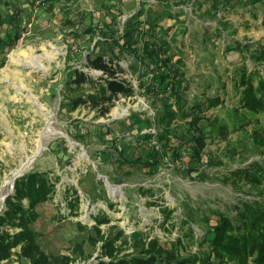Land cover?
I'll return each instance as SVG.
<instances>
[{
	"label": "rangeland",
	"instance_id": "rangeland-1",
	"mask_svg": "<svg viewBox=\"0 0 264 264\" xmlns=\"http://www.w3.org/2000/svg\"><path fill=\"white\" fill-rule=\"evenodd\" d=\"M260 1L262 5L255 0H213L210 8L209 0H169V11L164 0H0V15H15L13 23L6 19L0 25V215L7 193L13 194L15 178L34 171L52 189L33 209L37 241L49 258L98 264L110 260L102 252L108 240L118 258L135 255L155 239L175 247L180 257H198L196 264H242L222 260L207 249L217 219L213 211L233 215L240 198L258 199L247 183L234 185L230 173L251 161L264 166V146L259 142L264 137V111L243 104V82L250 83L256 98H264V85L257 88L259 79L264 81V0ZM110 17L115 38L129 21L138 29L158 21L153 30L158 36L161 27H168L163 35L167 52L159 50L156 57L160 67L172 76L180 74L183 81L180 104L169 93L170 106L183 108L170 121L175 135L191 119L203 127L198 169H187L186 155L176 156L171 144L177 147L178 139L172 137L164 145L154 136L140 137L143 132L156 134V112L164 101L160 92L144 86H154V81L133 53L136 45L112 62L121 68L116 76L132 85V95H118L105 115L89 103L71 105V97L98 87L68 85L74 68L102 83L104 75L86 66L85 55L102 40L99 30ZM14 25L20 28L18 37L11 34L10 42L3 44ZM108 50L105 42L99 43L97 51ZM143 59L149 64L148 56ZM143 68L146 72L140 74ZM170 84L169 79L163 87L169 89ZM144 118L151 125L138 127ZM104 135L106 143L101 140ZM39 142L42 149L36 153ZM151 147L158 160L151 172L140 162L117 168L116 155L131 159ZM104 151L109 153L106 159ZM22 204L27 207L26 199ZM0 228L11 234L18 230L10 223ZM0 264L27 263L12 254Z\"/></svg>",
	"mask_w": 264,
	"mask_h": 264
},
{
	"label": "trees",
	"instance_id": "trees-1",
	"mask_svg": "<svg viewBox=\"0 0 264 264\" xmlns=\"http://www.w3.org/2000/svg\"><path fill=\"white\" fill-rule=\"evenodd\" d=\"M32 1V0H28ZM161 2L163 0H160ZM172 2L179 4L185 0H171ZM221 1V0H216ZM260 3L261 1L258 0ZM255 0V3L258 2ZM210 8L213 6V0H209ZM165 7H172V3L169 4V0H164ZM262 5V3H261ZM2 6V2H0ZM215 6V4H214ZM264 8V7H263ZM214 11V9H213ZM140 9L138 14H140ZM109 14V13H108ZM24 16L26 14H23ZM134 15V14H133ZM135 14L134 16H136ZM15 15L9 14L5 18L4 15H0V25L5 20H11ZM114 17H110L106 24H103L100 29L101 41H96L92 49H88L85 55L86 66L94 69H98L104 76H101L102 83L97 84L98 81H94L91 77H88L83 71L78 69L72 70L67 77L68 85H74L75 87L82 86L88 83L91 85H98L95 91H92L86 95H78L77 97H71V105L76 107L80 104L89 103L92 108L98 111L99 115H105L113 105V99L118 95L128 97L134 93V89L126 79L118 78L116 76L121 68L116 63L113 67L112 62L119 60L127 52H131L132 46L134 47L133 53L140 58L142 65L147 66L148 69L141 70L140 74L147 71L151 74L154 86L149 85V82L145 87L147 90L153 91L156 89L160 92L164 105H160L157 108L156 114L157 122L155 123L156 134L151 132L140 133V137L144 140H152L153 136L156 140L164 145L170 143V138L174 137L179 140L176 146L171 144V147L176 152V156L186 155L187 159L183 161L187 165V169L190 171L198 169V159L196 156L199 154V150L203 145V127L196 124V119H191L185 127H181L180 131H177L175 135V129L171 127V119L176 115L177 109L181 111L183 108L173 105L170 102V94L176 95L178 104H180L179 93L182 90L183 81L177 77L180 74L171 75L170 70H165L166 67L158 65L157 52H167V38L163 36L167 33V28H162L161 34L158 36L153 33V30L159 26L158 21L152 23L146 22L144 29H138L134 27V23L129 21L124 33L115 38V31L112 28V22ZM98 27V25L96 24ZM92 26L91 32L97 28ZM13 33H8L7 41L10 42V36L17 38L20 28L17 25L13 27ZM165 32V33H164ZM148 38V40L146 39ZM105 42L108 47V53L97 51L99 43ZM143 47V49H140ZM150 58L149 64H145L144 59ZM162 68V69H160ZM159 69L158 74L154 73ZM146 70V71H145ZM147 77V76H146ZM171 81V86L163 87L165 83ZM241 81L243 79L240 77ZM261 88L264 85V81L260 78L258 81ZM243 85L247 87L243 91V104L248 106L252 110L264 111V98H256L253 95V87L248 82H243ZM256 88V89H257ZM170 93V94H169ZM172 101V100H171ZM214 104H217V98L214 99ZM185 113L182 112L181 115ZM145 121H141V124H137L138 127L150 126L149 119L144 118ZM148 121V123H147ZM139 122V121H138ZM106 127L105 125L102 126ZM102 130V129H101ZM104 131V130H102ZM102 142H107L105 135L101 139ZM259 142L264 146V137L261 136ZM188 150H191L190 152ZM109 155L108 151H104L103 157L105 159ZM126 154L116 155L117 168H121L124 163H129L130 166H135L139 162L141 166H144L147 171L151 172L156 164L153 147L144 149L141 153L135 157L128 159ZM258 161H251L244 167H238L231 171L233 176V184L239 185L240 183H247L250 188L256 192L258 199L240 198L238 203L233 207L235 213L233 215L224 214L220 211H213V215L217 217L216 223L213 227L212 237L208 243V252L213 253L220 259H237L240 263L245 264L247 261L253 264H264V166ZM184 164V165H185ZM128 172V171H127ZM125 172V173H127ZM116 182H122V179H115ZM100 183V182H99ZM49 191H52L51 184L39 175L37 172L28 171L21 176L15 178L13 184V194H9L5 198L6 209L3 214L0 215V227L5 223H10L11 226L17 227L18 230L12 234L0 228V260L9 259L12 254H17L19 259H22L27 264H67L68 258H49L39 246L37 241V232L33 228L36 221V212L33 209L37 203L43 202ZM249 192V191H248ZM248 195L250 193H247ZM262 196V197H261ZM22 199H26L27 207H23ZM101 222V220H98ZM98 233V229H95ZM211 231H207L209 233ZM206 238V236L204 237ZM13 248H18L13 251ZM104 255H107L110 260L108 262L99 260L98 264H196L200 262L198 257H188L185 255L180 257L179 253L175 250V247L168 248L164 245L157 243L155 239L150 240L147 246H142L135 255L130 257H116L113 251V243L108 240L103 245ZM184 254V253H183Z\"/></svg>",
	"mask_w": 264,
	"mask_h": 264
},
{
	"label": "bare ground",
	"instance_id": "bare-ground-1",
	"mask_svg": "<svg viewBox=\"0 0 264 264\" xmlns=\"http://www.w3.org/2000/svg\"><path fill=\"white\" fill-rule=\"evenodd\" d=\"M56 133V132H55ZM52 134V133H51ZM42 142V141H41ZM42 149V143H38V145H37V148H36V153L37 152H39L40 150ZM35 156V155H34ZM33 158V156H31V158L29 159V160H31ZM33 160V159H32ZM29 163V162H28ZM24 165V164H23ZM20 171V169L19 170H17L16 172H14L13 173V175L14 174H16L17 172H19ZM15 178V177H14ZM9 185L12 183V179H8V182H7ZM2 186V185H1ZM4 186V185H3ZM111 188H113V190H116L117 189V187L116 186H111ZM114 192V191H113ZM3 200H4V193L2 192V193H0V203H2L3 202Z\"/></svg>",
	"mask_w": 264,
	"mask_h": 264
},
{
	"label": "water",
	"instance_id": "water-1",
	"mask_svg": "<svg viewBox=\"0 0 264 264\" xmlns=\"http://www.w3.org/2000/svg\"><path fill=\"white\" fill-rule=\"evenodd\" d=\"M17 174H18V173H17ZM17 174H15L14 176H16ZM12 183H13V178H12ZM8 194H10V193H7V195H8ZM5 196H6V194H5Z\"/></svg>",
	"mask_w": 264,
	"mask_h": 264
},
{
	"label": "built area",
	"instance_id": "built-area-1",
	"mask_svg": "<svg viewBox=\"0 0 264 264\" xmlns=\"http://www.w3.org/2000/svg\"><path fill=\"white\" fill-rule=\"evenodd\" d=\"M171 86V85H170Z\"/></svg>",
	"mask_w": 264,
	"mask_h": 264
}]
</instances>
